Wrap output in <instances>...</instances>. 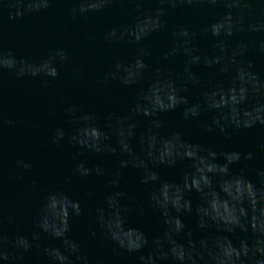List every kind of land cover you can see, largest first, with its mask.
Segmentation results:
<instances>
[{"label":"clouds","instance_id":"obj_1","mask_svg":"<svg viewBox=\"0 0 264 264\" xmlns=\"http://www.w3.org/2000/svg\"><path fill=\"white\" fill-rule=\"evenodd\" d=\"M53 0H0V7L15 8V17L26 11L47 9ZM115 0H77L72 15L86 16L99 12L112 5ZM139 11L144 0H131ZM160 5L151 12L138 15L127 26L112 27L105 33L104 39L110 44H127L137 47L136 56L131 61L117 58L111 68L99 81L107 87L112 81L126 87L141 85L145 82L149 68L145 58L152 55L151 50L141 46L151 34L166 26L165 17L170 9L193 5L215 7L222 5L226 9L203 27L189 29L177 25L171 29L170 47L157 60L182 55L185 65L182 74L175 77L168 72L156 69L157 75L140 87L137 98L128 113L124 115L109 113L105 116V125L97 124L94 112H85L77 105L64 109L70 124L75 125L71 132L63 127L56 128L51 143L61 147L65 141L79 148L73 157L74 168L65 184L71 185L72 176L88 177L106 175V169L100 164L91 167L84 159L87 154L108 153L118 156V164L109 180L110 191L103 202L89 212L102 234L111 240L117 248L128 253H141L140 264H264V169L257 170L260 183H253L243 170L234 172L232 166L241 161L253 159V153L242 154L236 150L216 151L200 143H192L182 137L181 132L171 131L163 134V122L160 114L175 111L183 107L184 119H198L203 112H210L212 121L205 125V131L216 129L229 135L241 129L257 124L264 125V78L253 71L251 61L243 57L249 51L253 41H233V37L247 31L249 34L264 33V20L249 21L245 26L243 10L261 7L264 0L253 3L252 0H157ZM236 10V11H234ZM9 19H13L10 15ZM198 32L213 39L211 49L201 52L197 46ZM257 49L264 53V39L255 41ZM72 59L63 48L50 49L47 56L38 62L17 58L12 51L0 48V71L8 70L16 78L44 77L45 83L60 76V66ZM203 65L230 75L227 85L223 82L212 87H203L199 99L189 102V85L202 86L201 76L192 70L193 66ZM78 73L79 69H74ZM179 81V83H177ZM139 117L148 120L143 132L137 130L141 123ZM10 123V122H9ZM113 137L115 143H112ZM134 138L139 150L133 145ZM264 150V144L258 145ZM188 161L179 182L163 179L157 170L160 165L170 168L178 162ZM17 167L29 170L30 161L18 160ZM135 168L141 172L140 182L150 185L148 205L158 212L166 230L158 236L149 237L139 228L129 223V215L136 211L143 215L139 206L133 209L122 201L127 194L120 190V169ZM18 180L22 176L17 175ZM38 181L34 180L33 185ZM197 194L199 203L193 208L191 194ZM91 195V193H90ZM81 201L69 195L65 190L56 188L46 190L39 213L34 220V230L30 238L20 232L9 236L0 231V264H20L25 255L33 249L42 252L50 264H90L87 254L82 253L81 244L70 238L73 217L82 215ZM196 216V230L204 236L195 241L193 229L188 228L182 215ZM2 222V221H0ZM215 228L218 234L212 236L208 230ZM246 234L238 239V245L230 235ZM183 234L186 242L177 241ZM42 235L59 241L60 246H44ZM94 237L96 232L91 231ZM11 246V250L9 249ZM147 249V254L144 250Z\"/></svg>","mask_w":264,"mask_h":264},{"label":"water","instance_id":"obj_2","mask_svg":"<svg viewBox=\"0 0 264 264\" xmlns=\"http://www.w3.org/2000/svg\"><path fill=\"white\" fill-rule=\"evenodd\" d=\"M15 2V0H8ZM77 0H53L47 9L26 11L22 6L23 15L15 17V8L0 7V48L12 51L17 58L38 62L47 56L50 49L63 48L70 53L72 59L60 66V76L45 83L44 77L23 79L16 78L8 70L0 71V208L26 235L34 230V220L37 217L46 190L62 189L69 195L81 201L83 213L73 217L71 221L70 238L81 244L82 253L87 254L90 264H140L141 253H128L117 248L107 239L95 224L94 217L89 212L99 206L104 196L111 190L109 180L116 170L119 157L108 153L87 154L78 159H84L88 166L100 164L106 169V175L95 174L88 177L72 176L71 185L65 184V178L70 176L74 168L73 157L82 151L67 143L61 147L51 143L53 131L63 127L71 132L75 125L70 124L64 109L69 105H77L85 112H94L97 124L105 125V116L109 113L124 115L128 113L137 98L140 87H146L147 82L157 75L156 69L171 73L174 77L183 73L185 58L182 55L169 57L168 60H157L167 50L172 42L171 29L184 25L189 29H199L210 23L216 15L226 9L222 5L208 7L193 5L170 9L165 17L166 26L159 32L151 34L141 46L151 50L152 55L145 58L149 68L145 82L141 85L126 87L119 81H112L107 87L99 81L119 58L131 61L136 56L137 47L127 44H110L105 41V33L112 27L127 26L144 12H151L160 5L157 0H144L139 11L131 0H115L105 9L86 16L72 15V8ZM258 3L259 0H252ZM236 11V10H234ZM245 26L249 21L264 20V5L243 10ZM12 15L13 19H9ZM264 39V33L249 34L247 31L233 37V41L251 40L252 45L243 59L251 61L253 71L264 78V53H261L255 41ZM197 46L201 52L211 49L213 39L209 35L198 32ZM78 68L79 72H74ZM192 70L202 79V86L189 85L185 93L189 102H196L203 87H212L230 81L229 74H223L217 68L209 69L193 66ZM179 83V81H177ZM210 112H203L198 119H184L183 107L162 113L159 119L164 127L163 134L179 131L182 137L192 143H200L212 147L216 151L236 150L242 154L253 153V159H241L232 166L234 172L243 170L255 184L260 183L258 169H264V150L258 145L264 144V125L257 124L248 129L230 132L224 135L218 129L208 132L205 125L210 124ZM141 123L137 130L143 132L148 120L139 117ZM10 122V123H9ZM112 143H115L113 137ZM133 145L138 151L136 139ZM18 160L30 161L33 167L29 170L17 167ZM189 162H178L170 168L160 165L158 171L163 179L179 182L187 169ZM120 190L127 194L122 202L133 209L137 206L143 209V215L134 211L129 215V223L142 230L151 240L166 230L162 217L148 205L150 185L140 182L141 172L128 167L120 169ZM17 175L22 176L18 180ZM38 183L33 185V181ZM91 193V195H90ZM193 208L200 202L197 194L192 193ZM182 220L188 228L193 229L192 239L199 241L204 233L196 230V216L182 215ZM96 235L93 237L91 231ZM212 236L218 234L215 228L208 230ZM246 238V234L230 235V239L238 245V239ZM177 241L184 243L183 234ZM44 246H60L59 241H53L42 235ZM147 254V249L144 250ZM167 264H172L171 261Z\"/></svg>","mask_w":264,"mask_h":264}]
</instances>
